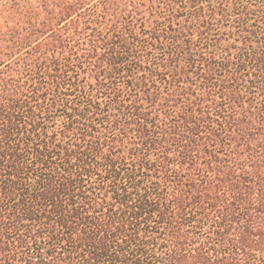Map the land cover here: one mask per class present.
Listing matches in <instances>:
<instances>
[{
    "label": "trees",
    "instance_id": "16d2710c",
    "mask_svg": "<svg viewBox=\"0 0 264 264\" xmlns=\"http://www.w3.org/2000/svg\"><path fill=\"white\" fill-rule=\"evenodd\" d=\"M0 264H264V0H0Z\"/></svg>",
    "mask_w": 264,
    "mask_h": 264
}]
</instances>
